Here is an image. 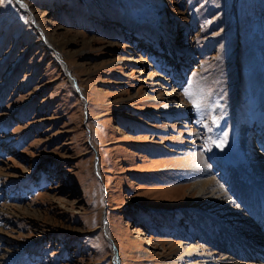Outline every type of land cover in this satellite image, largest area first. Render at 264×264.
Here are the masks:
<instances>
[{
  "label": "rangeland",
  "instance_id": "obj_1",
  "mask_svg": "<svg viewBox=\"0 0 264 264\" xmlns=\"http://www.w3.org/2000/svg\"><path fill=\"white\" fill-rule=\"evenodd\" d=\"M257 162L264 0H0V264H264Z\"/></svg>",
  "mask_w": 264,
  "mask_h": 264
},
{
  "label": "bare ground",
  "instance_id": "obj_2",
  "mask_svg": "<svg viewBox=\"0 0 264 264\" xmlns=\"http://www.w3.org/2000/svg\"><path fill=\"white\" fill-rule=\"evenodd\" d=\"M20 2V1H19ZM20 6L22 7V8H24V9H27V7L23 4V3H21L20 2ZM38 24V23H37ZM37 26H39V25H37ZM173 94V93H172ZM167 110L169 111V109L167 108ZM250 134V133H249ZM253 137V136H252ZM252 138H249V140H248V144L250 145V140H251ZM251 148V147H250ZM257 150H259V148L257 149ZM257 163H259V162H257ZM256 164V163H255ZM255 167H256V172H257V174L260 176V177H262V178H264V163H259L257 166L255 165ZM197 170H199V169H197ZM206 172V171H205ZM196 173H198V174H200V172L199 171H197ZM203 173H204V171H203ZM203 173H201V174H203ZM207 173V172H206ZM203 175H205V174H203ZM202 175V176H203ZM217 182V181H216ZM216 182H215V180L213 179V178H208V179H204V180H202L201 182H200V185L202 186V188H201V192L200 193H204V192H207L208 190H210V189H212L213 187H216ZM263 185V186H262ZM232 189H238L237 190V193H236V196H238V197H241L242 198V200L243 201H245L246 203H247V206H249V207H254L255 206V204H253V203H251L250 201H249V199H247V195L245 194V192H244V190H241V189H239V188H237V186L235 185V183H233L231 186H230ZM213 190V189H212ZM214 190H215V188H214ZM258 193H259V196L255 193V194H253L254 196H255V199H257L258 200V198H261V199H263L264 200V183H261V185L260 186H258ZM256 191V190H255ZM254 191V192H255ZM213 192V191H212ZM215 193L216 192H220L219 190H215L214 191ZM225 192V191H224ZM221 193V192H220ZM248 193V192H247ZM221 194H223V193H221ZM205 195V194H204ZM223 195H225V194H223ZM202 196V195H201ZM213 196V195H212ZM230 201V200H229ZM254 208H258V210H259V213H255V214H252V219H253V222L255 223V222H257L258 224H261V229H254V231H255V233L253 234V235H250V236H247V235H240V238H242V239H244V240H247V241H250V242H253V243H258V242H261V241H263V238H264V202H263V204L261 205V206H255ZM225 210H228V209H225ZM233 211V210H232ZM236 212H237V214H232V215H230L231 216V218L232 219H236L237 220V218H241V219H243V218H246V216L244 215V211H237L236 210ZM243 215V216H242ZM243 217V218H242ZM226 220V219H225ZM238 220H240V219H238ZM246 220V219H245ZM233 222V221H232ZM239 223V226H240V228L244 231L245 230V227H249V221H244V220H241V221H239L238 222ZM227 234V233H226ZM257 234H260V236L258 237V236H256ZM226 235H224L223 236V238L225 237ZM236 245H237V242H235V241H227V243L224 245V244H222L221 246H220V248H222V249H225V250H227V251H229L230 252V254H232L233 255V257L235 256L236 257V259H253V260H255V261H260V260H262V261H264V246H262V245H254V246H256V247H254V248H246V247H244V248H241V249H238V250H236V251H234V252H231L230 250H233L235 247H236ZM200 250H205V249H202V248H200ZM198 251H199V248H196V247H193V248H191V249H189L188 251H187V255L185 256L186 258H190V257H195V256H201L202 255V257H203V254H198ZM258 252V256L256 257V258H252V257H250L249 256V254H250V252L251 253H254V252ZM189 254V255H188ZM215 253H213V255H214ZM257 254V253H256ZM231 255V256H232ZM261 259H260V258ZM230 259H232L230 256H228V258L226 259V260H230ZM213 263H215V261H213Z\"/></svg>",
  "mask_w": 264,
  "mask_h": 264
},
{
  "label": "snow or ice",
  "instance_id": "obj_3",
  "mask_svg": "<svg viewBox=\"0 0 264 264\" xmlns=\"http://www.w3.org/2000/svg\"><path fill=\"white\" fill-rule=\"evenodd\" d=\"M10 2H11V0H10ZM189 99H192V97L191 96H189ZM196 107H199V105L197 104V105H195ZM213 123H215V120L213 121ZM218 146H221V145H218Z\"/></svg>",
  "mask_w": 264,
  "mask_h": 264
}]
</instances>
